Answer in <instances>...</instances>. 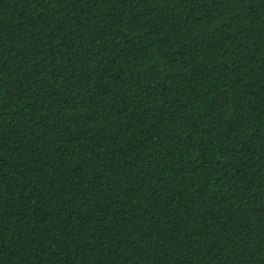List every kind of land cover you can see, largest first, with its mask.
Segmentation results:
<instances>
[{
    "label": "trees",
    "instance_id": "obj_1",
    "mask_svg": "<svg viewBox=\"0 0 264 264\" xmlns=\"http://www.w3.org/2000/svg\"><path fill=\"white\" fill-rule=\"evenodd\" d=\"M0 264H264V0H0Z\"/></svg>",
    "mask_w": 264,
    "mask_h": 264
}]
</instances>
